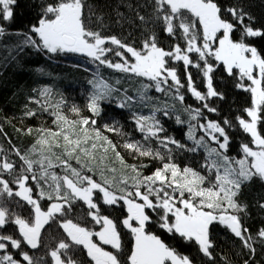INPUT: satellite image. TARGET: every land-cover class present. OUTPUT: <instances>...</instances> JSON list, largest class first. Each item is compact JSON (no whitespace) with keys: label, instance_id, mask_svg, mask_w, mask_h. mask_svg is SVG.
Listing matches in <instances>:
<instances>
[{"label":"snow or ice","instance_id":"snow-or-ice-1","mask_svg":"<svg viewBox=\"0 0 264 264\" xmlns=\"http://www.w3.org/2000/svg\"><path fill=\"white\" fill-rule=\"evenodd\" d=\"M155 2L157 10L163 12L161 18L165 22L166 32L174 36L177 28L182 30L183 36L186 37L185 48L176 44L172 50H165L157 45L154 34L143 41L140 50L123 43L115 36L102 37L99 32L86 28L83 0H53L47 4L37 25L31 29L33 34L39 37V41L29 39V42L49 53H82L110 68L147 77L155 82L156 89L161 92L166 90L165 85L169 89L174 88L177 93L184 87L176 68L168 66L170 59L182 61L186 70L188 90L197 100L204 102L205 109L213 113L217 109L210 108L206 101L210 97L222 96L213 87L212 74L215 67L208 62V57H214L224 66L227 74L233 75L234 69L238 70L240 83L237 87L251 94V106L244 109L248 119L237 117V122L243 132L250 136V143L254 147L248 143L242 144L240 146L242 157L238 159L229 157L226 154L229 136L225 127L218 121L208 120L199 127L216 142L217 147L209 148L205 137L197 138L194 134L195 126L190 125L188 138L194 141V147L188 150L197 151L200 147L206 149L210 162L203 167L214 173L211 179L191 167L181 168L169 158L168 162L163 163L162 167L150 175L144 176L135 165H125L134 173L133 176H121L117 183L115 177L109 179L101 172V181L98 182L91 175L84 174L85 168L88 172L93 170L97 162V151L107 153L111 150L122 165L123 157L116 151V145L94 127L96 125L94 118L69 119L59 110L60 105L57 104L55 105L57 111L52 113L57 128L39 129V139L33 146V151H38L41 158L33 160L27 154L20 156L25 167L13 181L18 185V190L14 191L9 181L0 175L2 186L0 197L18 196L33 210V219L30 221L19 215L10 217L8 209L0 205V228L11 220V223L17 226L21 237L15 239L11 235H0V252L4 253L0 255V264H22V261L33 264V258L22 250L20 252L22 260L15 259L7 251L9 244L14 249H21L23 241L31 248H37L44 226L56 214L65 215L66 210L70 211L76 200L87 205L88 216L101 227L99 231H93L72 219L64 220L61 227L70 238V243L61 241L51 251L50 255L55 264H76L71 257L62 258L61 255V250H68L73 244L83 246L94 264H122L118 255L122 250L121 232L114 219L100 214V205L93 199L96 193L102 194L100 198L105 205L115 206L120 202L126 205L127 215L120 220V224L131 234L134 244L125 264H193L188 256L179 254L159 235L149 230V225L153 223L166 233L178 234L185 241H194L207 257L212 256L210 249L213 245L209 239V228L214 222L224 225L240 238L250 252L255 251L251 236L247 234V229L243 228L239 216V213L244 211V206L235 198L245 181L251 180L254 176L264 180V134L260 128V125L264 124V55L244 40V37L264 38V29L254 28L250 24L245 25L247 14L242 9L228 8L226 9L228 14L243 26L241 39L234 40L232 33L235 24L221 17V8L215 0H155ZM16 3L17 0H0V20L9 21L13 18ZM185 13L190 14L195 20L187 19ZM197 22L202 26V44L197 43L195 31ZM3 31V27L0 26V34ZM109 42L120 50L104 47ZM213 44L217 47L213 48ZM193 52L198 54L196 61L191 58L190 54ZM108 53L120 57L122 62L113 63L107 59ZM126 53L134 58V62ZM189 66L201 69L203 77L206 78V92L197 90L192 73L187 71ZM169 79L172 81L170 85ZM244 81L248 83L245 84ZM110 92L111 89L104 87L91 94L87 108L93 116L98 117L101 114V101L107 99ZM48 94V90L41 93L43 96ZM177 98L180 101L184 100L183 95H178ZM125 106L123 102L119 105L121 108ZM70 110L79 116L80 109L77 106L73 105ZM35 114L32 111L26 113L28 116ZM164 114L167 115L166 112ZM190 115L196 120L203 113L200 109H194L190 110ZM135 120L139 130L145 133V141L151 138L158 139L168 151L169 157L171 153L169 144L184 147L175 139L160 138L159 133L164 129L155 115H140L135 117ZM223 123L231 127L228 120ZM104 127L109 132L118 131L116 127L108 125ZM31 131L32 129H28L29 133ZM124 147L143 157L161 161L165 159L158 150L153 151L151 147H146L140 142H128ZM56 149H60L61 156L55 155ZM16 152L20 155L18 149ZM213 157L215 158L212 159ZM54 159L60 161L65 175L59 176L50 171L55 167ZM71 160H75L81 167L79 169L73 167ZM35 167L39 168V175L34 171ZM14 168V163L7 158H0V173H11ZM111 171L115 173L116 170ZM29 180L36 182L35 196ZM44 184H48V190ZM42 200L52 201L46 211L41 207ZM149 212L156 214L155 220ZM259 236L264 238V229L259 231ZM94 237H98V241L94 240ZM103 245H109L115 251H108Z\"/></svg>","mask_w":264,"mask_h":264},{"label":"trees","instance_id":"trees-1","mask_svg":"<svg viewBox=\"0 0 264 264\" xmlns=\"http://www.w3.org/2000/svg\"><path fill=\"white\" fill-rule=\"evenodd\" d=\"M53 0H17L13 8V18L9 21L0 20V26L4 31L0 34V158H7L14 163L15 168L11 173L2 172L3 179L9 181L13 190L18 185L13 181L18 174H21L25 167L20 156L27 154L30 159L38 160L41 155L38 151H33L39 139V129H53L57 125L53 122V112L57 111L55 105H60V111L69 119L76 120L81 117H92L96 120L94 127L98 128L104 136H107L116 145V151L123 157L124 165L116 158L114 152L107 153L97 151V162L91 172L84 169V174L91 175L98 182L101 181V172L104 176L112 179L116 178L117 183L121 176L131 177L134 175L130 168L125 165H135L144 175L152 174L162 164L169 161L179 165L181 168L191 167L209 179L214 176L206 167L209 163L208 152L204 147L197 151H189L194 147V141L188 138L190 125H194V134L197 138L204 136L209 148L217 147L215 141L208 137L200 124L208 120L218 121L225 127L229 136V146L226 154L231 158H241V145L250 143V136L243 132L237 122V117L248 119L244 109L251 106V94L244 89L237 87L240 83L238 70L234 69L233 75H229L224 70V66L214 59L208 57V62L215 67L213 72V87L222 96L210 97L206 101L210 108L217 109L216 112H209L203 107L204 102L197 100L187 87L185 67L182 61L169 60L168 66L174 67L180 77L181 84L179 93L175 89H169L165 85V91H158L155 82L147 77L137 76L133 73H126L110 68L107 65L94 61L91 57L82 53H49L47 50L34 47L29 39L39 41V37L31 31L32 26L37 25L41 18L44 7L52 3ZM221 8V17L235 24L232 38L240 40L243 35V26L240 25L226 9L238 8L246 13L245 25L254 28L264 29V0H215ZM84 3V23L91 31L99 32L102 37L115 36L123 43L141 49L142 43L150 35H155L157 45L165 50H172L174 45L179 44L181 48L186 47V37L182 30L176 29V34L169 35L165 30V22L161 18L163 12L157 10L155 0H83ZM140 17L144 19L141 20ZM189 20H195L190 14L185 13ZM197 43L202 44V26L197 22L195 25ZM246 43L255 46L261 55H264V38L244 37ZM104 47L120 50L110 42ZM217 47L213 44V48ZM130 57V54H127ZM193 61L198 60V54L191 53ZM131 58V57H130ZM107 59L113 63L122 62L120 57L113 53L107 54ZM134 61V58H131ZM218 65V66H217ZM203 61H201V68ZM188 72L192 73L193 83L197 90L202 93L207 91L206 78L203 77L201 69L189 66ZM247 84V81H244ZM172 81L169 79V85ZM105 85L111 87L110 95L101 101V114L93 116L88 108L89 97L96 87L104 88ZM44 90H48L47 96L41 95ZM183 95L184 100L177 97ZM35 101H40L36 103ZM126 106L121 108L119 105ZM75 105L80 109L77 116L71 112V107ZM188 109L189 111H186ZM200 109L203 115L193 120L190 110ZM32 111L34 116L26 115ZM167 113L165 115L164 113ZM155 115L164 131L159 133L160 138L169 137L175 139L184 147H177L169 144L171 149L170 157L168 151L159 143L156 138L145 141V133L141 132L136 124L137 116ZM181 121V122H178ZM228 120L231 127L224 125ZM116 127L118 131L109 132L104 127ZM264 134V124L260 125ZM28 129H32L31 133ZM140 142L146 147H151L153 151H159L165 157L164 161L152 157H143L138 153L126 149L125 143ZM20 155H17L16 150ZM48 155V153H45ZM56 156H61L60 149L55 150ZM213 157L212 159H214ZM73 167L78 169L75 160H71ZM55 167L50 171L59 176L65 175V170L60 166V161L53 160ZM92 167V165H89ZM115 169V173L111 170ZM34 171L39 175V168ZM29 176L31 173H27ZM29 185L33 187V195H36V182L29 180ZM49 183L51 181L49 180ZM131 184V181H130ZM48 190V184L43 185ZM207 186V184L205 185ZM2 187V186H0ZM143 190V189H142ZM102 194L96 193L93 199L100 205V214L109 216L117 222L118 230L121 232L122 250L119 258L125 264L127 256L130 255L134 240L131 234L120 224L127 215V208L123 202L118 205H105L100 198ZM236 201L244 206V211L239 213L243 228L247 229V234L251 236V243L254 252H250L240 240L229 229L219 222H214L209 228V239L213 247L211 257L205 256L194 241H185L178 234H169L158 228L154 223L149 225V230L159 235L170 247L179 254L188 256L193 264H264V238L259 236V231L264 229V180L254 176L251 180L245 181L240 188ZM52 201L42 200L41 207L47 210ZM0 205L5 206L10 217L19 215L22 218L33 219V210L30 205L20 197L13 195L0 197ZM87 205L80 200H76L70 211L66 210L65 215L56 216L44 226L40 235L39 246L31 248L22 241L21 249H14L9 244L7 251L18 260L21 250L27 252L33 258V264H54V259L50 253L59 242L70 243V238L61 227V223L66 219H72L89 230L98 231L100 225L94 223L88 216ZM156 219V214L149 212ZM0 235H11L15 239H21L18 228L11 220L3 228H0ZM115 251V250H114ZM3 255V252H0ZM62 258L71 257L77 264H92L93 261L87 256V250L83 246L72 245L68 250H61ZM27 264V262H23Z\"/></svg>","mask_w":264,"mask_h":264},{"label":"rangeland","instance_id":"rangeland-1","mask_svg":"<svg viewBox=\"0 0 264 264\" xmlns=\"http://www.w3.org/2000/svg\"><path fill=\"white\" fill-rule=\"evenodd\" d=\"M133 62H134V61H133ZM105 87L111 89V87H108V85H105ZM98 88H99V87L94 88L93 92L97 91ZM99 89H102V87L99 88ZM233 159H238V158H233ZM16 190H18V188L15 189L14 191H16ZM42 209H43V208H42ZM43 210H45V209H43ZM45 211H46V210H45ZM98 231H99V230H98ZM93 239L98 241V237H94ZM103 246H104L105 249L108 250V251H114V250L111 248V246H109V245H103ZM0 255H1V254H0ZM22 264H23V263H22ZM54 264H55V262H54ZM76 264H77V263H76ZM92 264H94V262H93Z\"/></svg>","mask_w":264,"mask_h":264}]
</instances>
